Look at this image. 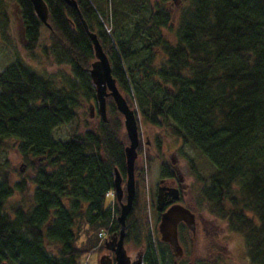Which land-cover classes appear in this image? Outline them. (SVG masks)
<instances>
[{
  "label": "trees",
  "instance_id": "16d2710c",
  "mask_svg": "<svg viewBox=\"0 0 264 264\" xmlns=\"http://www.w3.org/2000/svg\"><path fill=\"white\" fill-rule=\"evenodd\" d=\"M44 1L49 26L31 0H0V39L14 54L0 72V264H83L104 250L100 232L119 230L117 201L106 205L105 195L114 168L125 171L129 140L112 98L106 122L98 117L93 129L63 141L52 135L95 104L94 53L82 21L138 121L194 152L180 149L196 206L240 238V264H264V0ZM12 149L31 177L13 181ZM130 241L144 264H174L137 208L126 219Z\"/></svg>",
  "mask_w": 264,
  "mask_h": 264
},
{
  "label": "rangeland",
  "instance_id": "374dc122",
  "mask_svg": "<svg viewBox=\"0 0 264 264\" xmlns=\"http://www.w3.org/2000/svg\"><path fill=\"white\" fill-rule=\"evenodd\" d=\"M177 6L179 4V0H174ZM14 19V18H13ZM17 23V20L15 18V24ZM105 26L110 28V25L104 21ZM14 36L16 37V40H19V38L23 41V39L20 37V31L16 28H14ZM48 38V31L45 27L42 29V42L47 43ZM15 41V40H14ZM20 43L18 44V51L21 52ZM14 59L13 54V47L11 44L4 43L0 39V72H2ZM43 64L47 65V70L52 71L53 66H51L50 63H46L45 61ZM135 106V105H134ZM98 114L96 113V110L94 112L93 117L91 118L89 116L88 112V106L86 109L82 110L80 118L76 122H73L72 124L62 125L58 128H56L53 131V138L56 140H65L68 137H70L74 132L77 134H83V132H86V130H91L97 125L98 121ZM139 127V157H137V164H139V168L143 174V190L146 194V208L145 213L144 211L141 212L140 216L144 217V214L148 216V225L150 227L149 233L154 237V244L156 245V238L158 236V239H160V234L158 232V225L155 224V218L154 213L151 212L150 208V202H147L148 199V193L149 189L148 187H155L154 183H156L159 173H160V166L158 160H153L154 157L152 155H145L143 151L141 150L142 143H146L148 140L149 142L153 143L154 137L157 136L158 138L162 139L161 145L162 150L165 152V157L170 159L169 155L170 153H176L174 151H177L180 154V149L182 151V154L187 155L188 157L194 156V152H192L187 147H180V143L177 141H174L173 139H169L164 137L162 130L158 128H149L143 123H138ZM142 139V142H141ZM129 144V143H128ZM127 144V145H128ZM154 147H152L153 149ZM162 154V153H161ZM9 158L12 163V168L14 170L13 173V181L20 178L21 175L25 177H31L33 175V170L31 167L27 166L26 163L21 159L19 153L12 149L9 151ZM198 161L200 165V172L205 174L207 164L204 161L203 158L198 156ZM182 166V165H181ZM192 181V179H191ZM148 183L149 185H147ZM194 181H192V184ZM28 194L30 191L27 192ZM106 197V196H105ZM21 199L20 195H14L10 202H15ZM112 195H109L106 197V205L112 206L113 204ZM200 211V212H199ZM199 213L202 215L204 219V223L202 221H199V224L196 225V231L194 233V238L192 244H189L188 247V253L186 255H183L182 259L178 261L179 264H195L198 261H205L208 263H216V264H240L238 262L239 256L242 254V249L240 247V238L236 235H232L227 232V228L225 223L218 221L213 215H210L206 213L203 209L199 208ZM157 230V233L155 231ZM126 232V231H125ZM106 231H103V236H106ZM109 238V237H107ZM84 240V235H82L79 240L78 244H80ZM103 243V247L105 245V239L101 240ZM125 249L127 251V254L132 258L135 259L139 252L138 247L133 244L132 241L125 243ZM189 252L191 256L189 257ZM108 254L106 250L104 249L101 252L93 251L91 252L85 260H83V264H99V259L101 256Z\"/></svg>",
  "mask_w": 264,
  "mask_h": 264
},
{
  "label": "water",
  "instance_id": "95a60500",
  "mask_svg": "<svg viewBox=\"0 0 264 264\" xmlns=\"http://www.w3.org/2000/svg\"><path fill=\"white\" fill-rule=\"evenodd\" d=\"M68 5L77 6L75 0H64ZM36 17L46 26L48 24V7L44 0H31ZM84 28L92 42L94 60L90 64L88 73L95 91V104H90V116L93 117L96 110L103 122L107 121V98L111 97L116 109L122 115V122L127 134L129 144L124 147V157L127 174V202L121 204L120 213L117 217L119 222L118 232H114L105 241L104 249L108 254L99 259V264H144L140 254L132 259L125 249L124 237L126 231V218L132 208L134 197V165L137 159V147L139 145V130L136 108L126 99L119 90L116 80L112 75L111 65L106 51L103 49L97 35L88 29L85 21ZM122 177L120 171L114 168L113 188L115 197L119 199L122 195ZM163 191V189H162ZM167 194L161 191L157 198V209L162 210L163 199ZM183 222L190 230H194L193 213L181 204H174L162 211L158 232L160 240L169 245L172 255L179 259L183 250L178 240V225Z\"/></svg>",
  "mask_w": 264,
  "mask_h": 264
},
{
  "label": "flooded vegetation",
  "instance_id": "af4514ba",
  "mask_svg": "<svg viewBox=\"0 0 264 264\" xmlns=\"http://www.w3.org/2000/svg\"><path fill=\"white\" fill-rule=\"evenodd\" d=\"M22 38V36L20 35ZM142 142V139H141ZM153 143L149 142L148 140L146 143H142L141 150L143 151L145 155H152L153 160L159 161L160 166V173L158 176V179L156 183H154L155 187H148L149 193H148V199L147 202H150V208L151 212L154 213L155 218V224L158 225L160 221V216L162 211H165L167 208L174 204H182L186 208H188L194 216V230H190L187 225H185L183 222H181L178 225V240L182 247L183 254L179 259H174V264H179L178 261L182 259L183 255H186L188 253V247L189 244H192L194 233L196 231V225L199 224V221H202L204 223V219L202 215L199 213V208L196 206V201L194 198V192L192 189V176L189 173V169L187 166V162L185 158L179 154L177 151H174L176 153H170L169 157L170 159L167 160L165 157V152L162 150V145L157 144L156 141H152ZM139 147V145H138ZM137 147V157H139ZM152 147H154L152 149ZM162 153V154H161ZM137 161V159H136ZM135 161L134 165V197L132 201V208L130 212L128 213L127 217L133 212L135 214L136 208H137V215L139 216V220L143 221V223L146 226V229L149 231L150 227L147 224L148 223V216L144 214V217L140 216L141 212L144 211L147 206L145 196L143 190V174L139 168V164ZM182 165V166H181ZM126 167V164H125ZM122 177V183H121V189H122V195L119 197V199H116L119 209L121 208V204H124L127 202V174L126 169L123 173H121ZM192 179V181H191ZM149 185L148 183H146ZM163 189V191H162ZM161 191L162 194H167L166 197L163 199V207L162 210L159 211L157 209V198L158 194ZM115 192V190H114ZM135 209V210H134ZM135 211V212H134ZM199 211V212H198ZM120 213V211H119ZM127 219V218H126ZM182 226L181 231L179 232V227ZM198 230V229H197ZM125 240V237H124ZM172 254V253H171ZM191 256L189 252V257ZM205 262V261H203Z\"/></svg>",
  "mask_w": 264,
  "mask_h": 264
},
{
  "label": "built area",
  "instance_id": "2783aa9c",
  "mask_svg": "<svg viewBox=\"0 0 264 264\" xmlns=\"http://www.w3.org/2000/svg\"><path fill=\"white\" fill-rule=\"evenodd\" d=\"M109 194H111V193H109Z\"/></svg>",
  "mask_w": 264,
  "mask_h": 264
}]
</instances>
